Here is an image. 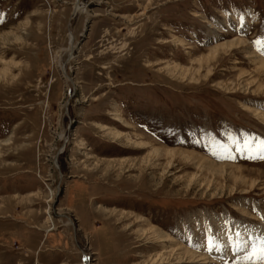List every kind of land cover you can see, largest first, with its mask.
I'll list each match as a JSON object with an SVG mask.
<instances>
[{"label":"rangeland","instance_id":"374dc122","mask_svg":"<svg viewBox=\"0 0 264 264\" xmlns=\"http://www.w3.org/2000/svg\"><path fill=\"white\" fill-rule=\"evenodd\" d=\"M262 64L264 0H0V264H232Z\"/></svg>","mask_w":264,"mask_h":264},{"label":"snow or ice","instance_id":"6c2138e0","mask_svg":"<svg viewBox=\"0 0 264 264\" xmlns=\"http://www.w3.org/2000/svg\"><path fill=\"white\" fill-rule=\"evenodd\" d=\"M261 158H264L262 156ZM230 242V248L234 257L232 264H264V236L262 237H240L236 234V238L227 237ZM208 250L219 251V245L214 241H208ZM228 264V262H225Z\"/></svg>","mask_w":264,"mask_h":264},{"label":"bare ground","instance_id":"6f19581e","mask_svg":"<svg viewBox=\"0 0 264 264\" xmlns=\"http://www.w3.org/2000/svg\"><path fill=\"white\" fill-rule=\"evenodd\" d=\"M69 50H70V52H72L71 51V49H72V46H71V43H72V41H71V38H69ZM236 44H240V43H230V44H228L229 46H234V45H236ZM223 47H225L224 49H226V47H229V46H226V45H222ZM223 50V49H222ZM216 51H217V49L216 48H214V50L212 51V52H210V56H208L207 58L205 57V61H206V59H209L210 57H211V59H213V58H215V53H216ZM219 52V51H218ZM264 64H262L261 66H263ZM84 264H87L86 263V261L84 262Z\"/></svg>","mask_w":264,"mask_h":264}]
</instances>
